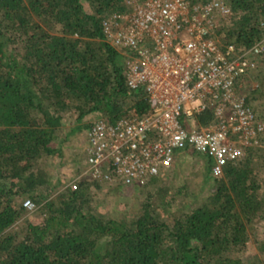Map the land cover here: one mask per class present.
Instances as JSON below:
<instances>
[{
	"label": "trees",
	"instance_id": "trees-1",
	"mask_svg": "<svg viewBox=\"0 0 264 264\" xmlns=\"http://www.w3.org/2000/svg\"><path fill=\"white\" fill-rule=\"evenodd\" d=\"M225 1L234 17L216 30L222 46L264 38V0ZM128 9L126 0H0V264H264V236L245 257L264 220V132L262 146L229 161L224 177L208 159L200 188L186 180L173 197L160 177L134 184L146 191L140 203L116 199L120 181L73 188L84 157L73 172L57 171L65 142L90 126L89 115L115 121L151 110L103 30L109 13ZM252 73L257 85L248 77L242 90L264 119V54ZM27 198L34 209L23 205Z\"/></svg>",
	"mask_w": 264,
	"mask_h": 264
},
{
	"label": "built area",
	"instance_id": "built-area-1",
	"mask_svg": "<svg viewBox=\"0 0 264 264\" xmlns=\"http://www.w3.org/2000/svg\"><path fill=\"white\" fill-rule=\"evenodd\" d=\"M103 19L107 40L126 55L128 85L144 87L151 110L87 128L80 172L71 180L125 185L165 178L180 150H198L213 174L261 145L264 119L242 90L264 54V38L244 49L222 46L216 30L234 17L225 0H126ZM264 27V18L260 20ZM211 111L208 123L199 114ZM23 205L35 208L27 198Z\"/></svg>",
	"mask_w": 264,
	"mask_h": 264
},
{
	"label": "rangeland",
	"instance_id": "rangeland-1",
	"mask_svg": "<svg viewBox=\"0 0 264 264\" xmlns=\"http://www.w3.org/2000/svg\"><path fill=\"white\" fill-rule=\"evenodd\" d=\"M257 85V80L254 78L253 73L250 76V86L255 87ZM97 115H89L87 120L93 121ZM261 118V117H260ZM263 119V118H262ZM73 126L72 123L66 122V128ZM66 146L64 147L65 157H64V165L63 167H59L57 171L59 173H71L78 165V161L80 162L81 158L85 155V149L87 144V129L83 131L75 130L72 135H70L69 139L65 142ZM262 146V144L260 145ZM181 153L176 155V161L174 164V169L172 174H167L164 180H161L159 183L168 184L171 183L172 187V197L175 195V191L179 189V187L187 180L190 188L192 189H199L200 185L203 181V174H205V164L207 163L208 159L210 160L211 157L198 150H181ZM75 166V167H74ZM56 167V166H55ZM55 176V175H54ZM55 180V179H54ZM152 187H157V185H153ZM110 192H114L112 189L109 190ZM108 191V192H109ZM121 191L123 193L117 196V200H121V202L125 203L131 200L134 197L136 203H140L142 196L146 195V191H136V187L134 184L131 185H124L121 187ZM106 192V194L108 193ZM208 190L203 192V194H208ZM104 190H100V193L97 196H106ZM178 194V193H177ZM177 194L175 196H177ZM181 194V193H180ZM178 194V195H180ZM170 195V196H171ZM170 198V197H169ZM114 199V201L116 200ZM116 200V201H117ZM186 202V201H185ZM138 207L136 206L135 209ZM250 240L248 241L249 247L247 248L245 257H250L257 253V248L255 245V239L258 237L264 236V220H259L256 224L255 230L250 232Z\"/></svg>",
	"mask_w": 264,
	"mask_h": 264
},
{
	"label": "crops",
	"instance_id": "crops-1",
	"mask_svg": "<svg viewBox=\"0 0 264 264\" xmlns=\"http://www.w3.org/2000/svg\"><path fill=\"white\" fill-rule=\"evenodd\" d=\"M180 151H181V150H180ZM180 151L177 153V156H178L179 153H181Z\"/></svg>",
	"mask_w": 264,
	"mask_h": 264
}]
</instances>
